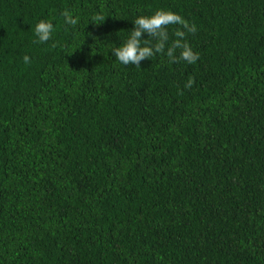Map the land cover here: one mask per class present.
Returning <instances> with one entry per match:
<instances>
[{
    "label": "trees",
    "instance_id": "16d2710c",
    "mask_svg": "<svg viewBox=\"0 0 264 264\" xmlns=\"http://www.w3.org/2000/svg\"><path fill=\"white\" fill-rule=\"evenodd\" d=\"M161 9L197 62L120 64ZM0 264H264V0H0Z\"/></svg>",
    "mask_w": 264,
    "mask_h": 264
},
{
    "label": "clouds",
    "instance_id": "9594fccd",
    "mask_svg": "<svg viewBox=\"0 0 264 264\" xmlns=\"http://www.w3.org/2000/svg\"><path fill=\"white\" fill-rule=\"evenodd\" d=\"M64 22L67 25L76 26L78 18H73L69 11L61 13ZM94 20H102L101 16L94 17ZM134 28L119 47L111 50L114 58L124 66L134 65L140 68L142 61L150 60L156 54L166 55L171 63L184 61L188 64H194L199 59V54L194 53L190 45L186 42V35L195 34L197 28L195 24H190L182 16L171 11L158 10L151 16H140L133 21ZM172 25H179L171 44L169 41L168 28ZM183 29V30H181ZM54 25L50 21L41 20L34 28V35L37 38L35 43H46L52 39ZM147 34V39H144ZM178 53V55H177ZM23 62L29 64L30 57L25 55ZM194 78L189 77L185 87L191 88Z\"/></svg>",
    "mask_w": 264,
    "mask_h": 264
}]
</instances>
